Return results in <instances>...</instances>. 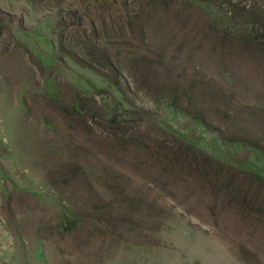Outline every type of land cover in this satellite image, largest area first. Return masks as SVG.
Segmentation results:
<instances>
[{"label": "rangeland", "instance_id": "obj_1", "mask_svg": "<svg viewBox=\"0 0 264 264\" xmlns=\"http://www.w3.org/2000/svg\"><path fill=\"white\" fill-rule=\"evenodd\" d=\"M263 162L264 0H0V264H264Z\"/></svg>", "mask_w": 264, "mask_h": 264}, {"label": "trees", "instance_id": "obj_2", "mask_svg": "<svg viewBox=\"0 0 264 264\" xmlns=\"http://www.w3.org/2000/svg\"><path fill=\"white\" fill-rule=\"evenodd\" d=\"M254 34V30L253 31H250L249 33H248V35H247V37L248 36H252ZM255 37H257V36H255ZM105 82V81H104ZM116 83H112L111 81H106V86H108V87H110V88H112L113 90H116L115 89V85ZM117 84H118V81H117ZM260 168H264V162H263V164H261L260 165Z\"/></svg>", "mask_w": 264, "mask_h": 264}]
</instances>
